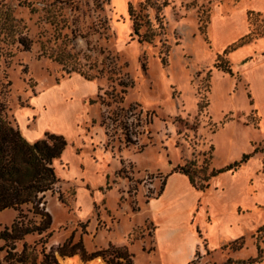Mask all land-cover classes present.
I'll list each match as a JSON object with an SVG mask.
<instances>
[{
    "label": "rangeland",
    "instance_id": "374dc122",
    "mask_svg": "<svg viewBox=\"0 0 264 264\" xmlns=\"http://www.w3.org/2000/svg\"><path fill=\"white\" fill-rule=\"evenodd\" d=\"M235 4L0 0L6 118L30 143L45 133L67 142L54 163L56 193L46 195L53 231L47 251L53 249L58 264L57 248L69 240L80 242L86 255L112 247L125 250L131 264H161L147 204L166 176L184 165L208 175L243 154L253 155L240 175L218 180L227 196L240 200L249 175L254 205L247 209L242 249L234 251L231 241L211 250L203 242L190 264H264V232H258L264 225V120L239 67L222 54L235 30L212 22L228 18ZM247 27L243 36L251 32V43L264 38V14L247 16ZM219 62L230 73L220 71ZM15 216L0 212V231ZM66 257L61 264L118 261L109 255L85 260L79 252Z\"/></svg>",
    "mask_w": 264,
    "mask_h": 264
},
{
    "label": "trees",
    "instance_id": "16d2710c",
    "mask_svg": "<svg viewBox=\"0 0 264 264\" xmlns=\"http://www.w3.org/2000/svg\"><path fill=\"white\" fill-rule=\"evenodd\" d=\"M128 12L130 15V6ZM254 14L248 12V19ZM133 31L138 34L136 25ZM252 41V34L249 32L227 46L222 54L223 56L229 55L251 44ZM220 58L221 55H218V61ZM217 68L222 72L230 73V69L222 66L220 62ZM66 146L67 142L64 137L54 133H45L42 140L28 142L23 138L19 129L7 120L5 109L0 105V212L13 210L16 213L11 225L5 226L0 231V264H58L53 249L50 248L47 251L53 231L51 215L46 211V195L56 193L59 180L54 163L61 158ZM252 155L243 154L240 160L225 168L212 171L208 175H205L204 170L191 171L190 165L177 166L173 172L186 176L194 189L206 191L212 178L225 172H237L251 159ZM59 200H61L60 196ZM258 232H264V225L258 229ZM34 236L39 237V240L29 243V239ZM236 244L239 245L235 246ZM231 246L234 251L241 250L243 239L234 241ZM57 251L62 257L72 256L79 252L85 260L109 255L112 256L111 260H118L115 264H122L120 260L131 264L125 250L112 247L86 255L80 242L72 245L69 240L59 246ZM256 262L255 260L250 264ZM108 264H113L110 259Z\"/></svg>",
    "mask_w": 264,
    "mask_h": 264
},
{
    "label": "crops",
    "instance_id": "0c3cea01",
    "mask_svg": "<svg viewBox=\"0 0 264 264\" xmlns=\"http://www.w3.org/2000/svg\"><path fill=\"white\" fill-rule=\"evenodd\" d=\"M230 9L228 18L220 16L212 20L235 30L234 38L222 50L247 32L248 12L264 14V0H236ZM237 22L238 26L235 25ZM230 60L239 67L253 102H258L256 108L263 121L264 38L231 53ZM241 172L217 175L210 180L206 191L194 189L182 174L171 171L166 176L160 194L147 204L148 218L153 225L155 255L161 264H190L203 242H207L209 249L216 250L243 238L251 220L247 209L254 205L253 197L247 195L249 175L243 183L240 200H232L227 196L225 186L218 183L225 176L235 178ZM238 207L246 211L239 215L235 212Z\"/></svg>",
    "mask_w": 264,
    "mask_h": 264
},
{
    "label": "bare ground",
    "instance_id": "6f19581e",
    "mask_svg": "<svg viewBox=\"0 0 264 264\" xmlns=\"http://www.w3.org/2000/svg\"><path fill=\"white\" fill-rule=\"evenodd\" d=\"M66 259H67V258H66ZM66 259H65V260H66ZM65 260H64V261H65ZM64 261H63V262H64ZM63 262H62V263H63ZM101 263H102V262L99 261V262H90V263H88V264H101ZM67 264H78V262H77V260H76L75 258H73V259H70V260L67 262Z\"/></svg>",
    "mask_w": 264,
    "mask_h": 264
},
{
    "label": "water",
    "instance_id": "95a60500",
    "mask_svg": "<svg viewBox=\"0 0 264 264\" xmlns=\"http://www.w3.org/2000/svg\"><path fill=\"white\" fill-rule=\"evenodd\" d=\"M58 258V260H59V264H61L60 262H63L66 258H68V257H60V256H58L57 257ZM102 261V260H101Z\"/></svg>",
    "mask_w": 264,
    "mask_h": 264
}]
</instances>
